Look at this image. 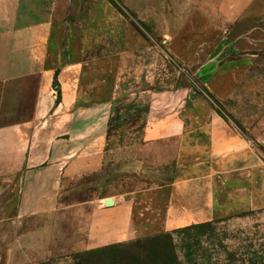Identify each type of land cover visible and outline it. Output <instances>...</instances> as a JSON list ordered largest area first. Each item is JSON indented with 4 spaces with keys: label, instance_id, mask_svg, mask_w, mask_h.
<instances>
[{
    "label": "rangeland",
    "instance_id": "374dc122",
    "mask_svg": "<svg viewBox=\"0 0 264 264\" xmlns=\"http://www.w3.org/2000/svg\"><path fill=\"white\" fill-rule=\"evenodd\" d=\"M255 1L0 0V173L60 181L33 196L56 254L32 264L166 234L181 264H264ZM202 194L215 216L183 225Z\"/></svg>",
    "mask_w": 264,
    "mask_h": 264
},
{
    "label": "crops",
    "instance_id": "0c3cea01",
    "mask_svg": "<svg viewBox=\"0 0 264 264\" xmlns=\"http://www.w3.org/2000/svg\"><path fill=\"white\" fill-rule=\"evenodd\" d=\"M256 5L260 1H255ZM6 134L1 128V134ZM1 136V135H0ZM8 143L6 135L0 138V148L6 152ZM22 146H32L29 140ZM0 149V150H1ZM3 152V165L6 166V154ZM18 163V162H17ZM2 164V161H1ZM27 166L14 174L0 173V264H32L49 261L55 256V243L50 240V235H45V241H41V231L35 226L40 220L38 217L48 213L45 210L33 209L39 203L40 193L47 197L55 196L56 185L59 183L57 176L51 167L46 170L47 175L34 170L40 165L36 158L30 157L21 161V166ZM48 167V168H50ZM55 167V166H54ZM45 171V170H44ZM50 171L51 174L49 173ZM186 198L191 194H182ZM37 197L35 199V197ZM44 197V196H43ZM200 198V196H197ZM198 198V199H199ZM214 194H202L197 203L188 206L183 211L181 221L183 225L207 222L216 214ZM24 208H28L26 211ZM25 223L28 224L25 226ZM36 223V224H35ZM43 249L41 250V246Z\"/></svg>",
    "mask_w": 264,
    "mask_h": 264
},
{
    "label": "trees",
    "instance_id": "16d2710c",
    "mask_svg": "<svg viewBox=\"0 0 264 264\" xmlns=\"http://www.w3.org/2000/svg\"><path fill=\"white\" fill-rule=\"evenodd\" d=\"M75 264H181L170 235H159L76 256Z\"/></svg>",
    "mask_w": 264,
    "mask_h": 264
}]
</instances>
